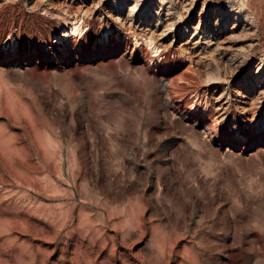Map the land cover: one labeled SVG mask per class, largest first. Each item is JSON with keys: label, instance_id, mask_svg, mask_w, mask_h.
<instances>
[{"label": "rangeland", "instance_id": "1", "mask_svg": "<svg viewBox=\"0 0 264 264\" xmlns=\"http://www.w3.org/2000/svg\"><path fill=\"white\" fill-rule=\"evenodd\" d=\"M0 264H264V0H0Z\"/></svg>", "mask_w": 264, "mask_h": 264}, {"label": "bare ground", "instance_id": "2", "mask_svg": "<svg viewBox=\"0 0 264 264\" xmlns=\"http://www.w3.org/2000/svg\"><path fill=\"white\" fill-rule=\"evenodd\" d=\"M136 3H138V2H136ZM136 3H134V4H136ZM135 8H136V5L135 6L134 5L129 6V11L127 13L126 18L129 17L133 13V10ZM84 29L85 28H84V24H82L81 17H79V16H77V17H70V16L66 17L63 21L62 29H61L60 33L56 36L57 39H55L54 42L64 43L65 41H69L74 36H82V34L84 33ZM108 33H109L108 28H106L102 31V36L108 37L109 36ZM149 35L147 37H145L146 35H144V38L135 35V37H133L134 38L133 41L136 45L139 46L140 40H142L144 42L145 46H147L148 49H150L154 53V55H156V57H154V58H152V57L148 58V61L155 62V64H158L161 61L160 60L161 55L159 52L161 49H159V48H160V45L162 46V43L161 42L158 43V42L154 41L153 37H151V35L150 36ZM44 49L46 51H49L50 47L45 44Z\"/></svg>", "mask_w": 264, "mask_h": 264}]
</instances>
